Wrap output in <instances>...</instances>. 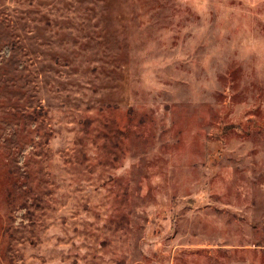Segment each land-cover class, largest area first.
Masks as SVG:
<instances>
[{
  "label": "rangeland",
  "instance_id": "obj_1",
  "mask_svg": "<svg viewBox=\"0 0 264 264\" xmlns=\"http://www.w3.org/2000/svg\"><path fill=\"white\" fill-rule=\"evenodd\" d=\"M0 264H264V0H0Z\"/></svg>",
  "mask_w": 264,
  "mask_h": 264
}]
</instances>
